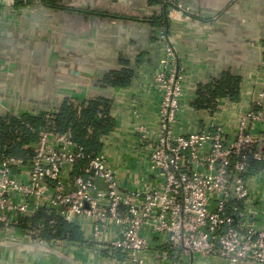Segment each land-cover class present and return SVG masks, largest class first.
Returning <instances> with one entry per match:
<instances>
[{
	"label": "built area",
	"instance_id": "built-area-1",
	"mask_svg": "<svg viewBox=\"0 0 264 264\" xmlns=\"http://www.w3.org/2000/svg\"><path fill=\"white\" fill-rule=\"evenodd\" d=\"M159 6L168 25L157 31L154 71L147 66L144 72L159 96L158 127L141 122L138 101L130 125L133 145L147 159V181L126 188L103 150L86 154L71 133L47 126L30 159L0 156V231L22 229L23 219L44 209L74 225L92 220L94 240L116 230L109 244L114 260L178 264L195 254L264 264V191L249 185L253 175L264 172V92L254 93L232 129L223 118L229 112L223 100L216 110H203L208 117L202 128L192 126L194 100L169 24L174 13L191 19L193 9L184 0H161ZM252 162L263 168L252 171ZM23 231L33 239L43 228L28 224Z\"/></svg>",
	"mask_w": 264,
	"mask_h": 264
},
{
	"label": "crops",
	"instance_id": "crops-1",
	"mask_svg": "<svg viewBox=\"0 0 264 264\" xmlns=\"http://www.w3.org/2000/svg\"><path fill=\"white\" fill-rule=\"evenodd\" d=\"M152 1L64 0L61 9H49L41 0H0V117L37 116L46 108L58 112L66 99H110L117 125L102 140L103 151L118 166L121 185L146 182L147 159L135 149L130 125L138 101L141 122L158 127L159 96L144 72L147 66L154 71L159 57L157 31L164 11ZM184 1L193 9L191 19L174 13L169 35L186 68L188 97L196 99L200 86L224 72L240 77L239 102L222 101L229 107L225 124L232 129L254 93L264 92V0ZM121 60L136 73L131 87H100L107 73L124 68ZM207 117L194 111L192 126L202 128ZM249 185L264 191V172L253 175ZM75 225L83 243L64 242L58 249L23 229L0 231V264H135L112 258L109 244L116 230L94 240L92 220L78 219ZM178 264L231 263L188 254Z\"/></svg>",
	"mask_w": 264,
	"mask_h": 264
},
{
	"label": "trees",
	"instance_id": "trees-1",
	"mask_svg": "<svg viewBox=\"0 0 264 264\" xmlns=\"http://www.w3.org/2000/svg\"><path fill=\"white\" fill-rule=\"evenodd\" d=\"M63 1L41 0V4L49 9H61ZM152 2L161 4V0ZM163 15L160 26L167 24L165 11ZM152 24L155 25L154 22ZM120 62L124 68L107 73L100 82V87L104 89L131 87L136 73L125 67L128 66V62L123 60ZM240 85V77L224 72L219 80L200 86L192 106L195 110L214 111L219 101L223 99L237 103L240 100ZM112 105V100L106 98L89 99L83 102L66 99L54 115L41 112L37 116L30 114L1 116L0 156L30 159L33 156V145L37 143L42 128L47 126L53 127L58 133H71L86 154L95 156L103 150V138L108 137L116 129L117 121L111 115ZM251 165L250 169L255 172L263 168L255 162ZM28 224L32 227L42 226L43 231L39 238L50 244L54 242L83 243V233L78 226L65 222L54 212L41 209L34 216L23 219L20 227L25 229Z\"/></svg>",
	"mask_w": 264,
	"mask_h": 264
},
{
	"label": "water",
	"instance_id": "water-1",
	"mask_svg": "<svg viewBox=\"0 0 264 264\" xmlns=\"http://www.w3.org/2000/svg\"><path fill=\"white\" fill-rule=\"evenodd\" d=\"M46 245L49 246L48 243H46Z\"/></svg>",
	"mask_w": 264,
	"mask_h": 264
}]
</instances>
